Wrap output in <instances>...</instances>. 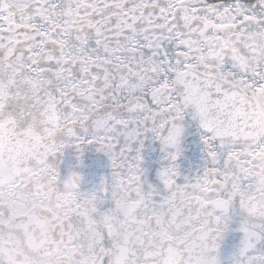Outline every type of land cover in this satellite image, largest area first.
<instances>
[{
	"label": "snow or ice",
	"instance_id": "6c2138e0",
	"mask_svg": "<svg viewBox=\"0 0 264 264\" xmlns=\"http://www.w3.org/2000/svg\"><path fill=\"white\" fill-rule=\"evenodd\" d=\"M0 264H264V0H0Z\"/></svg>",
	"mask_w": 264,
	"mask_h": 264
}]
</instances>
